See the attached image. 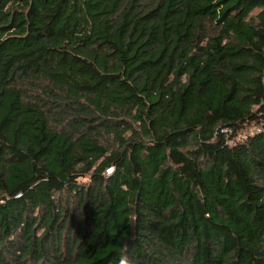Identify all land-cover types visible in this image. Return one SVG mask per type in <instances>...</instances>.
<instances>
[{
    "label": "trees",
    "instance_id": "obj_1",
    "mask_svg": "<svg viewBox=\"0 0 264 264\" xmlns=\"http://www.w3.org/2000/svg\"><path fill=\"white\" fill-rule=\"evenodd\" d=\"M121 255L264 264V0H0V264Z\"/></svg>",
    "mask_w": 264,
    "mask_h": 264
},
{
    "label": "clouds",
    "instance_id": "obj_2",
    "mask_svg": "<svg viewBox=\"0 0 264 264\" xmlns=\"http://www.w3.org/2000/svg\"><path fill=\"white\" fill-rule=\"evenodd\" d=\"M119 264H135V261L127 255H121Z\"/></svg>",
    "mask_w": 264,
    "mask_h": 264
},
{
    "label": "built area",
    "instance_id": "obj_3",
    "mask_svg": "<svg viewBox=\"0 0 264 264\" xmlns=\"http://www.w3.org/2000/svg\"><path fill=\"white\" fill-rule=\"evenodd\" d=\"M109 171H110V168L107 169V172H109Z\"/></svg>",
    "mask_w": 264,
    "mask_h": 264
}]
</instances>
